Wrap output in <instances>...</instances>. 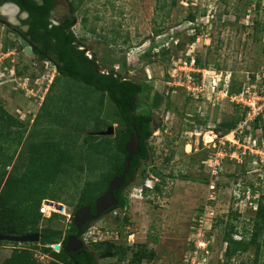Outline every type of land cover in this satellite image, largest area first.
<instances>
[{"label":"rangeland","instance_id":"rangeland-1","mask_svg":"<svg viewBox=\"0 0 264 264\" xmlns=\"http://www.w3.org/2000/svg\"><path fill=\"white\" fill-rule=\"evenodd\" d=\"M190 17L196 21L191 22ZM53 19L73 20L72 32L79 48L101 73L114 72L151 85L172 103L171 111H155L156 123L163 130L153 133L149 142L151 160L125 189L129 207L117 210L119 217L110 213L93 223L111 234H120L119 241L112 243L126 246L124 253L110 258L94 251L99 264H186L195 258L192 242L203 238V230L208 234L211 264H225L227 244L222 238L229 224L248 232L256 202L264 195V132H245L247 127L254 132L257 123L260 126L255 119L264 117V0H56ZM11 33L0 24V107L26 132L20 145L13 139L17 134L9 133L12 138L4 151L13 160L7 172L21 176L27 168L33 170L23 187L39 188L49 201L66 206L65 212L54 213L59 218L52 219L42 213L41 206L40 227L67 229L68 215H72L83 186L100 177L86 164L84 144L94 126L86 125V118L97 117L94 105L99 95L92 87L60 77L54 64L26 55ZM190 55L199 60L194 71L186 70L181 63L191 59ZM192 74L197 79L190 85L185 76ZM62 85L82 98L92 94L89 98L94 110L55 109V122L41 117L45 100L50 112L59 105ZM187 85L198 90L191 92ZM75 104L70 105L75 108ZM81 104L85 107L88 102ZM101 106V118L118 128L113 104L105 98ZM235 116L242 118L237 139L234 132L223 134L220 128L223 121ZM33 141H37L34 144L40 152L33 157L38 161L36 170L28 165V146ZM57 143L78 153L77 167H66L59 178V169L51 165L65 160L68 154L57 153L63 150ZM210 164L216 166L221 177L214 189L210 185L215 180ZM39 168L45 175L44 182L35 178ZM152 168L165 175L167 183L161 192L145 191L142 196L137 190L148 178V184L154 185ZM206 213L214 225L197 224ZM241 237L235 235L236 240ZM151 238L158 240L153 242ZM94 244L92 240L87 244L91 251ZM27 247L0 245V264L16 248ZM255 252L253 247L229 264H264V248L258 263ZM40 253L36 251V259ZM48 257L41 262L47 264Z\"/></svg>","mask_w":264,"mask_h":264},{"label":"trees","instance_id":"trees-1","mask_svg":"<svg viewBox=\"0 0 264 264\" xmlns=\"http://www.w3.org/2000/svg\"><path fill=\"white\" fill-rule=\"evenodd\" d=\"M2 1H12L18 4L23 10L29 11L32 14V17L36 21L33 25L36 38L38 35L40 37L38 40L44 43L43 50L47 49L50 54L55 53L57 55L58 65H60L58 71L62 74V78H72L84 86L94 88L98 92L99 97L98 99L95 98L97 99V104L94 105V107H97V117L95 119H91L89 116L86 118V120H88L86 125L93 123L94 126L85 137L84 144L86 146V164L90 167L92 173H98L100 175L99 179L86 182L83 186L78 203L71 215L70 222H68L67 229L40 227L43 219L40 208L42 203L49 199L45 197L46 194L42 193L43 191L39 188H32L30 185H26L25 188L23 187L24 180L28 177H32V173L30 172L33 170L28 171L27 168L21 176H15L12 173L8 174L7 168L11 166L13 160V156L6 155L4 151L5 144L12 138L9 133L13 131L17 134V137L13 139L20 145L26 131L24 127L21 126V123L11 118L10 115L5 113L4 108L0 107V233L17 236L35 233L41 234L39 243L24 244L29 245L27 248H16L11 257L6 259L3 264H46L36 259L35 254L37 250L43 255L51 258L47 264H99L97 255L94 251L102 253V257L110 258L119 252L124 253L126 246L106 241L95 243L93 245V251L87 246L86 252L80 256L75 253H68L66 247L69 238L79 235V231L73 220L74 214L83 206H91L92 209H94L96 200L106 193L111 181L122 175L124 171V161L128 156L125 146L129 142L131 135L134 134L132 128V126H134L138 136L141 138V152L134 158L130 165V171L127 175L125 185L114 193L119 202V206L115 209L124 211L129 207V201L124 194L125 189L131 185L139 171L150 162L152 147L149 146V142L153 133L157 130H163L162 126L156 123L155 111L161 110L162 108L171 111L172 103L168 96L156 92L151 85L126 79L125 76L116 75L114 72L110 74L101 73L99 70L96 72L98 67L94 64L93 60L88 59V57L85 56V52L79 50L80 46L78 44V39L74 32H72V26L74 25L73 20H66L61 26H52L51 22L48 20V17L51 16V12L56 6V0H44V4L41 6L34 0ZM190 21L194 23L196 21L195 17H190ZM54 41H56V43H54ZM81 56L88 61V69L81 70L77 64ZM197 62H199V60H197ZM73 74H76L75 78L72 77ZM82 78L85 79V83ZM53 86L54 83L51 88ZM89 94L90 93H88L87 97L82 98L80 96L81 94H77L73 90L71 91L70 87L66 85L64 87L62 85V95H60L59 100H57L59 105L56 104L57 106L55 105L52 108V112H50L48 110L50 105L46 107L45 100L42 105L43 111L40 116L48 117L51 121L55 122L54 119L56 115H58L56 111L62 112L67 110V108L71 110L75 109V111H85L87 113L92 112L94 108L92 107V98H89ZM90 96H92V94H90ZM64 97H67V99ZM105 98L113 104L115 108L113 116L119 120L118 128L113 137L92 135L94 132L101 131L103 127L112 125L110 122L103 120L100 116L101 105H103ZM82 101L88 102V105L85 107L82 106ZM73 103H76L75 108L70 105ZM8 118L10 120H8ZM3 121L4 123L2 124ZM241 121L242 118L238 116L233 117L231 120L223 121L220 126L223 130V134H231V132L236 131ZM255 121L260 122V126L257 123L254 132H250V127H247L245 132L249 135L253 133L257 135L260 131L261 134H263V115L257 117ZM5 127L11 130L7 132ZM17 127H20V129L22 128V132L17 130L19 129ZM81 131L82 130H80L79 133ZM237 136L238 135H235L236 139ZM235 137L233 135V138ZM72 139L73 138H71V140ZM41 141L42 140L38 142L33 141V143H30L28 146L29 161L31 160L28 165L35 168L34 170H36L38 161L33 160V157L35 153H40L38 145L35 144ZM57 145L61 146V149H63L57 153L68 154L65 160H56L57 163H52L51 165L53 168L56 165L57 171L59 169L57 172V178H59L66 173L69 167H77L76 159L78 158V153L71 150L70 147H65L58 143ZM40 151L46 153L43 150ZM40 171L39 168V170L34 172L35 178L39 179L37 182H44L45 175H41L42 172ZM146 171L147 170H144V173ZM150 171L160 180L156 185L155 192H161L164 185L167 183L166 176L161 172H157L155 168H152ZM147 173H149V170ZM214 178L215 180L212 179L210 185L215 183L216 187H218L221 182V177L218 174ZM53 179H55V177ZM54 181H56V179ZM29 188L32 189L30 192ZM146 190L152 192L148 189ZM256 203L258 207L255 210V217L251 219L250 225L252 228L248 230V232H240L237 225L229 224V231L224 233L222 241L227 244L224 253L225 264H229L237 255L248 254L253 247L256 248V263H258V258L262 256L264 248V238H262L264 234V195L261 196ZM53 216L60 217L58 214H53L50 219H52ZM127 220L128 219L125 218V221ZM87 230L88 226H85L79 237L83 238ZM64 234L66 237L62 241V248L59 252H56L52 247H47L48 244H60ZM239 234H242L241 240H236L235 235ZM151 239H153V242L158 240L157 238ZM6 243L9 242H1L0 245Z\"/></svg>","mask_w":264,"mask_h":264},{"label":"water","instance_id":"water-1","mask_svg":"<svg viewBox=\"0 0 264 264\" xmlns=\"http://www.w3.org/2000/svg\"><path fill=\"white\" fill-rule=\"evenodd\" d=\"M17 10L18 7H15ZM23 44L25 46V51L28 56H33L34 52L32 47L28 42L23 40ZM134 130V134L131 135L129 142L126 144L125 149L128 154L127 158L124 161V171L121 176L114 178L106 193L100 196L96 201V215H91V207H82L77 210L74 214L73 220L74 224L79 231V235L82 233L85 225L91 221H97L101 219L107 211L110 209L117 208L119 206V202L115 199L114 193L119 191L126 183L127 175L130 171V165L133 162L134 158L138 156L141 152L140 150V142L141 138L138 136L137 131L134 126H132ZM141 129V128H140ZM115 134V128L113 126L109 127L106 131H101L97 133V136H112ZM46 204L51 207H55L60 212H65L66 206L60 203H55L53 201L46 200ZM78 236H71L68 240V244L66 247V251L68 253L78 252L85 247V244ZM41 240V234H26V235H7L0 233V243L1 242H9V243H17V244H35L39 243ZM52 245L48 244L47 247H51ZM54 250L56 252L61 250V245L56 244L54 246Z\"/></svg>","mask_w":264,"mask_h":264},{"label":"flooded vegetation","instance_id":"flooded-vegetation-1","mask_svg":"<svg viewBox=\"0 0 264 264\" xmlns=\"http://www.w3.org/2000/svg\"><path fill=\"white\" fill-rule=\"evenodd\" d=\"M34 1L39 6L44 4V0H34ZM15 7H18L19 9L17 10ZM8 8L12 9V11L14 12V16H11L10 14L8 15V14L5 13L6 11L7 12L9 11ZM55 8H56V6H55ZM55 8L51 12V16L48 17V20L51 22L52 26H61L63 24V22H55L54 19H53V14H54ZM35 22L36 21L32 17V14L29 11L23 10L18 4L14 3L12 1L3 2L2 0H0V24H2L3 26H6L8 28V30H10V33L12 32L11 34L17 36V40L19 41V44H20V46L22 48V51H24L25 54H26V51H25V46L23 44V40L28 42L29 45L33 49L34 55L30 56V57H33L34 59H37L38 61H48V62L54 64L57 74L60 77H62V74H60L59 71H58L59 68H60V65H58V57H57V55L55 53H51L50 54L47 49L43 50L44 49V43L38 40L40 38L38 35H37V38H36V33L33 30V25H34ZM73 26H72V29H73ZM54 43H56V41H54ZM79 50H81V49L79 48ZM81 51H83V50H81ZM77 64L79 65L81 70L88 69V67H89L88 61L85 60L83 56H81L78 59ZM64 70H65V68H64ZM97 71H98V69H96V72ZM72 77L75 78L76 74H73ZM82 80L85 83V79L82 78ZM106 93H107V91H106ZM116 130H117V128L115 129V133H116ZM99 132H101V131L94 132V133H92V135L97 136L96 134L99 133ZM100 137H106V136H100ZM115 199H116V197H115ZM83 207H91V206H83ZM112 212H113V209H110L109 211H107L105 213V215L103 217H105L106 215H108V214H110ZM91 215H93V216L96 215V202H95V208L92 209V207H91ZM94 222H96V221H91V222L87 223L85 226L89 227ZM65 237H66V235L64 234L62 236L60 245H62V241L64 240ZM86 247H87V245L85 243V247L82 250H80L78 252H73V253H75L78 256H80L81 254L86 252Z\"/></svg>","mask_w":264,"mask_h":264},{"label":"built area","instance_id":"built-area-1","mask_svg":"<svg viewBox=\"0 0 264 264\" xmlns=\"http://www.w3.org/2000/svg\"><path fill=\"white\" fill-rule=\"evenodd\" d=\"M191 57L188 58L186 61H182L181 63H183L185 66H186V70H190V71H194V68L196 67V63H197V58L195 56H189ZM192 73V72H191ZM194 73V72H193ZM186 77V80H188L189 84L192 85V81H196V77L195 75L193 76L190 75V76H185ZM188 86V85H187ZM195 86V85H194ZM188 88L191 90V92L193 91H197L198 89H194L190 86H188ZM195 97V96H194ZM263 112L261 113H264V110H262ZM260 115V114H258ZM239 134V130H236L234 131L233 135H238ZM210 170L212 172V174L214 176H217L218 175V169L216 170V166H213L210 164ZM217 174V175H216ZM151 178L154 183V185H150L148 184L149 183V178L148 180L146 181V183L141 186L139 188V190H136L139 191V193L143 196L145 191H147L146 189L152 191V192H155V188H156V185L160 182V180L158 178H156L154 175H151ZM215 183H212L211 184V187L214 189L215 186H214ZM46 201V200H45ZM45 201L42 203V213L44 215L48 214L49 217H51L54 213H56L58 210L55 208V207H51L49 206L48 204L45 203ZM54 209V210H50V209ZM117 210H120L121 212L123 210L121 209H115L113 210L112 214L116 216L119 215V212H117ZM60 212V211H59ZM119 217V216H118ZM70 219H71V215H68V220L70 222ZM212 223V225H214L213 223V220L208 217V214L206 213V215H204V217H202L199 222L197 223L198 225H202L203 227L205 226L206 223ZM207 223V224H208ZM203 234L201 235H204L203 238L201 240H199L197 243L195 241L192 242V253L194 254L195 258H197V260H189L186 264H211V260L210 258L208 257L210 254H211V249H210V246L208 244V240H206V235L207 234V231L206 230H203ZM113 235V236H111ZM83 241L86 243V244H89V242L92 240L94 243H98V242H112V241H119L120 239V234L118 233H112L110 231H106L104 230L103 228H98L97 226H94L93 224L91 226L88 227V230L86 231V233L84 234L83 236ZM132 237V236H131ZM130 237V238H131ZM52 248L54 247V245L51 246ZM48 256L46 255H43L42 253H40V256H37V259H39L40 261H43L45 258H47ZM42 259V260H41ZM49 259V257H48Z\"/></svg>","mask_w":264,"mask_h":264},{"label":"bare ground","instance_id":"bare-ground-1","mask_svg":"<svg viewBox=\"0 0 264 264\" xmlns=\"http://www.w3.org/2000/svg\"><path fill=\"white\" fill-rule=\"evenodd\" d=\"M8 10L9 11L8 12L6 11L5 13L8 14V15L10 14L11 16H14V12L12 11V9L11 8H8ZM208 138H209L210 142L213 141V138L211 136H208ZM189 148H190V146H189Z\"/></svg>","mask_w":264,"mask_h":264},{"label":"crops","instance_id":"crops-1","mask_svg":"<svg viewBox=\"0 0 264 264\" xmlns=\"http://www.w3.org/2000/svg\"><path fill=\"white\" fill-rule=\"evenodd\" d=\"M11 255H12V254L10 253V255H9L8 257H6L4 260L10 258ZM242 255H245V254H242ZM242 255H237V256H235L231 261H235V260H237V259H240V258L242 257Z\"/></svg>","mask_w":264,"mask_h":264},{"label":"clouds","instance_id":"clouds-1","mask_svg":"<svg viewBox=\"0 0 264 264\" xmlns=\"http://www.w3.org/2000/svg\"><path fill=\"white\" fill-rule=\"evenodd\" d=\"M53 202H54V201H53ZM114 210H115V209H114ZM80 238H81V237H80ZM82 239H83V238H82ZM82 239H81V240H82ZM82 241H83V240H82ZM83 243L85 244V242H84V241H83ZM86 245H87V244H86ZM54 246H55V245H54ZM58 252H59V251H58Z\"/></svg>","mask_w":264,"mask_h":264}]
</instances>
